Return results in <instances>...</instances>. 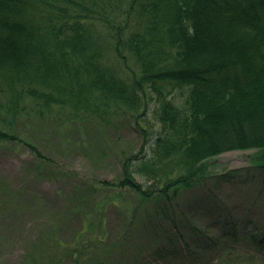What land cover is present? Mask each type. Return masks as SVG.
Listing matches in <instances>:
<instances>
[{"label":"trees","instance_id":"16d2710c","mask_svg":"<svg viewBox=\"0 0 264 264\" xmlns=\"http://www.w3.org/2000/svg\"><path fill=\"white\" fill-rule=\"evenodd\" d=\"M123 116L139 125L140 150L113 180H77L62 217L81 227L64 237L57 222L18 264H188L226 237L259 251L228 247L221 264H264L262 222L213 195L202 225L183 199L225 152L253 150L264 168V0H0V147L26 146L33 172L57 178L53 158L18 132L24 119L74 126L85 148L92 124ZM12 202L24 213L20 190L0 178V222ZM110 208L124 217L113 232ZM1 230L0 263L19 233Z\"/></svg>","mask_w":264,"mask_h":264},{"label":"rangeland","instance_id":"374dc122","mask_svg":"<svg viewBox=\"0 0 264 264\" xmlns=\"http://www.w3.org/2000/svg\"><path fill=\"white\" fill-rule=\"evenodd\" d=\"M182 103L180 101L181 105ZM149 118L150 128L160 131L162 124L151 115ZM92 125L91 131L94 130L91 132V139L83 148L81 144H76L78 132L74 126H63L61 121L54 119L37 121L34 117L26 118L20 123L21 130L18 129V132L33 140L42 152L53 158L59 169L57 178L33 172L36 157L26 146L10 144L0 147V178L8 181L14 190H20L26 205L20 216L11 209L15 206L14 202L3 212L4 222H0V227H6V230H1V234L10 236L11 233L8 235L7 232L9 226L19 233L8 246L6 256L0 264H18L26 243L39 233L51 232L57 222L66 224L64 237H69L74 229H79L81 222L77 217H62L68 206L66 193L71 191L79 179L117 178L122 171L123 157L140 150L143 134L130 116H123L115 123L101 128ZM253 152L235 150L211 159L209 177L202 184L184 191L183 199L187 205L184 212L196 215L199 224L211 226L214 216L205 212L202 205L206 198L217 195L237 214L247 213L250 222L259 221L264 224V168L252 162ZM224 174L228 175L224 180L215 178ZM138 179L141 180V177L138 176ZM22 214L24 215L21 217ZM123 219L114 208H110L107 223L109 230H118ZM228 247L256 255L259 251L252 243L226 237L220 239L217 245L207 247L208 252L202 261L193 258L188 264H221L220 254ZM261 251L264 253L263 249ZM251 263L246 259L240 264Z\"/></svg>","mask_w":264,"mask_h":264}]
</instances>
